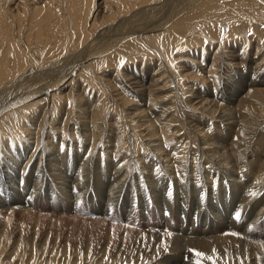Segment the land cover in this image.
<instances>
[{
	"label": "bare ground",
	"instance_id": "obj_1",
	"mask_svg": "<svg viewBox=\"0 0 264 264\" xmlns=\"http://www.w3.org/2000/svg\"><path fill=\"white\" fill-rule=\"evenodd\" d=\"M204 194L234 227L63 243L16 225L40 199L103 219L170 200L196 219ZM262 204L264 0H0V264H192V244L207 264H264L240 228L264 231Z\"/></svg>",
	"mask_w": 264,
	"mask_h": 264
},
{
	"label": "rangeland",
	"instance_id": "obj_2",
	"mask_svg": "<svg viewBox=\"0 0 264 264\" xmlns=\"http://www.w3.org/2000/svg\"><path fill=\"white\" fill-rule=\"evenodd\" d=\"M94 1L96 3H100L103 0H92V2H94ZM132 62H128V63H132ZM202 67L204 69L208 70L210 67V63L205 64ZM107 69H109V71H111V73L116 72L113 68H107ZM124 151H127V150L125 149ZM244 170L246 171V173H250L248 169L244 168ZM217 177H219V176H217ZM213 183L214 182L212 180V184ZM224 183H228V182L225 181ZM216 184H217V182L215 183V186H216ZM228 188L232 189V186L228 187ZM204 197L205 198L203 200L201 199L202 200L201 204H203V205H201L202 206L201 214L204 216L202 217L199 215L195 219L194 214L191 216V214H190L191 212L190 213L187 212L186 217L180 216L181 220H178L177 216L175 215V212L173 211V207H172V209H170V206L174 205V202H171L170 200L168 201V205L164 206L165 209H163V212L165 214H163L159 209H157L153 203V205H151L149 207L150 209L147 210L148 212L147 211L145 212V215H143L141 213V209L139 208L140 210L139 209L134 210V212L130 218L125 219L123 217V215L120 213V208H121L120 204L121 205H122V203L125 204V200L122 198V201L120 199L119 204L116 206V208L113 210V212L111 214H109L110 216L106 219H103V215H100V213L97 212V211H100L99 210L100 206H98L97 210H96V208H94L95 213L92 214L91 211L89 210V203H88V201H86V199L85 200L83 199L82 203H80V205L77 207H72L68 202H62V204L54 203V205L50 207L49 204H46L42 199H40V200L36 201V203H33L32 205H30L26 208H23V210L20 211L21 214L17 215L16 225H19L20 227H22L25 230L26 228L28 229L30 225L35 224V222L36 223L40 222L43 225V227H45V229L50 230V234L52 232L55 234L54 235L55 238H57V234L55 231L58 230L59 233L58 232L57 233L59 234V237L62 234L61 238L64 241L63 243H65L66 241L67 242L68 241H71V242L76 241V237H78L79 235H82L84 233L83 230H85V229L88 230L89 228H92L93 231H95L96 233H99V234H102V232L105 231L104 236L105 237L107 236L106 238L107 239L109 238L111 240V238H112L111 235L115 234L116 231H119V230L120 231L118 233H120L121 236L123 233H125L127 231L129 232V230L131 232H135L141 228H145L146 230H152V229H155V230L158 229V231L165 230V231H168V234H170V235H174V234L180 235L181 234L180 236L184 237V238H187V237L188 238H199V236H200V238H204V237H207L209 234H213V233H219L220 234V232L224 233L225 231L230 230V228H232V226L233 227L235 226L234 224L231 225L228 222L226 216H224V218H222L220 220L217 219V221L210 218L209 211L206 209L208 207V205H207L208 199L207 198H209V196H208V194H204ZM160 198H162V196H160ZM239 200H241V197L239 198ZM262 205H264V204H262ZM262 205L260 206L259 209H262L264 207ZM251 208L252 207L250 205L248 210ZM168 209H170V210H168ZM194 213H197V212H194ZM4 216H5L4 212H2V213L0 212V219H1L0 221H2V220L4 221ZM101 218L103 219V222H107L108 225L101 223V221H100V220H102ZM229 220H231V218H229ZM178 221H179V223H178ZM242 223L240 224V228L244 229V233L247 236L249 235V237H248V239L250 238L249 240H251V241H263V238H264V231L263 230L262 231L258 230L260 232L259 233L255 229L246 228L244 225L245 222H242ZM175 225L178 227V228H176V230L173 229L175 227ZM241 225H242V227H241ZM101 226H102V228H101ZM105 226H107V227H105ZM101 229H102V231H100ZM114 230H116V231H114ZM77 232H79V233H77ZM197 232H199V233H197ZM164 233H166V232H164ZM254 233H258V234L255 235ZM252 234H254L255 236ZM195 235H196V237H195ZM202 235H204V236H202ZM261 237H263V238H261ZM65 238H67V239H65ZM195 246H196V244H192L189 247L187 246L188 248L186 250V252L188 254L189 253L194 254V256H195L192 264H207L206 259L203 257L204 252L201 254L202 246L201 245H198L196 247ZM197 247H199L198 248L199 250H197ZM198 253H199V255H198ZM184 260H186V257Z\"/></svg>",
	"mask_w": 264,
	"mask_h": 264
},
{
	"label": "snow or ice",
	"instance_id": "obj_3",
	"mask_svg": "<svg viewBox=\"0 0 264 264\" xmlns=\"http://www.w3.org/2000/svg\"><path fill=\"white\" fill-rule=\"evenodd\" d=\"M198 255H199V253H198Z\"/></svg>",
	"mask_w": 264,
	"mask_h": 264
}]
</instances>
